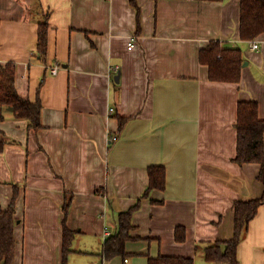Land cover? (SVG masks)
Segmentation results:
<instances>
[{"label": "crops", "instance_id": "1", "mask_svg": "<svg viewBox=\"0 0 264 264\" xmlns=\"http://www.w3.org/2000/svg\"><path fill=\"white\" fill-rule=\"evenodd\" d=\"M136 2L138 35L129 0H0V63L15 65L18 95L39 96L42 106L37 131L0 107L2 209L17 191L12 264H147L159 255L226 264L207 262L204 248L232 238L234 201L262 193L259 165L232 159L237 104L256 102L264 120V33L240 39V0ZM212 40L240 48L238 84L208 80L198 53ZM150 166L164 167L165 188L134 213L128 255L106 261L103 244L143 194ZM64 226L74 232L65 262ZM177 227L184 242L175 240ZM236 258L264 264V205Z\"/></svg>", "mask_w": 264, "mask_h": 264}, {"label": "trees", "instance_id": "2", "mask_svg": "<svg viewBox=\"0 0 264 264\" xmlns=\"http://www.w3.org/2000/svg\"><path fill=\"white\" fill-rule=\"evenodd\" d=\"M206 2H220L222 0H202ZM135 10L136 34L141 29L140 9L136 0H129ZM48 22L39 24L36 55L41 62H45L48 46ZM264 33V0H240L239 37L244 41H251ZM198 62L207 67L208 80L218 83L238 84L240 82L243 57L240 48L223 46L222 42L212 40L198 53ZM16 70L11 62L0 63V107L11 110L14 118L27 121L28 128L35 131L42 128L41 102L39 96L31 102L20 97L15 88ZM120 128L126 119L121 118ZM237 145L236 154L232 162L239 166L246 163L259 165L257 181L262 185L259 197L233 202V235L227 241H217L203 250L204 258L210 263L239 264L236 258V248L244 237L250 221L256 215L260 206L264 205V120L258 117V105L254 101H240L236 111ZM6 140L0 139V153L4 151ZM148 185L136 203L117 216V231L106 238L103 244L102 256L106 261L115 257H126L125 243L137 239L131 236L135 227L132 217L139 210L142 199L148 198L153 190L163 191L165 188V169L162 166H150L147 169ZM17 191L12 197L7 209L0 206V264H12L14 260L15 238L14 203ZM70 199L64 204L66 213ZM162 203V201H151ZM185 229H175V240L184 242ZM63 259L70 253V244L74 232L63 227ZM147 264H193L192 259L159 255L148 258Z\"/></svg>", "mask_w": 264, "mask_h": 264}, {"label": "built area", "instance_id": "3", "mask_svg": "<svg viewBox=\"0 0 264 264\" xmlns=\"http://www.w3.org/2000/svg\"><path fill=\"white\" fill-rule=\"evenodd\" d=\"M133 42H134V39L132 38L131 40H130V42H128V49H131L132 47H133ZM252 47L254 48V49H257V44H252ZM115 72L117 71V69L115 68V70H114ZM56 72H57V68L55 67V68H53L52 69V74H56ZM113 110L112 109H110V112H112ZM112 140H116V137H113L112 138Z\"/></svg>", "mask_w": 264, "mask_h": 264}, {"label": "water", "instance_id": "4", "mask_svg": "<svg viewBox=\"0 0 264 264\" xmlns=\"http://www.w3.org/2000/svg\"><path fill=\"white\" fill-rule=\"evenodd\" d=\"M243 65H245V64H243ZM118 78H119V75H117L116 78H115L116 82L118 81Z\"/></svg>", "mask_w": 264, "mask_h": 264}]
</instances>
